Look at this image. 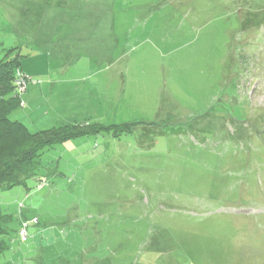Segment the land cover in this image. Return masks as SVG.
<instances>
[{"label":"rangeland","instance_id":"374dc122","mask_svg":"<svg viewBox=\"0 0 264 264\" xmlns=\"http://www.w3.org/2000/svg\"><path fill=\"white\" fill-rule=\"evenodd\" d=\"M13 48L12 121L110 129L0 189V264H264V0H0Z\"/></svg>","mask_w":264,"mask_h":264},{"label":"trees","instance_id":"16d2710c","mask_svg":"<svg viewBox=\"0 0 264 264\" xmlns=\"http://www.w3.org/2000/svg\"><path fill=\"white\" fill-rule=\"evenodd\" d=\"M22 59L21 53L13 48L6 58L0 61V189L3 191L26 186L27 181L37 175L42 156L57 144L90 135H99L109 132L110 129L106 126L85 124L63 126L33 134L23 123L12 121L10 114L18 107L25 108L27 106L23 99L26 91L22 93L17 85L20 78H24L28 82L27 87L30 82V79L22 71ZM131 127L130 124L118 128H121V131H130ZM29 220H20L22 228L24 223ZM13 222L12 215L0 213V239H2L0 240V249L4 252L9 248L4 239L9 236V226ZM29 222L32 225L34 221ZM26 240L22 239V241Z\"/></svg>","mask_w":264,"mask_h":264},{"label":"built area","instance_id":"2783aa9c","mask_svg":"<svg viewBox=\"0 0 264 264\" xmlns=\"http://www.w3.org/2000/svg\"><path fill=\"white\" fill-rule=\"evenodd\" d=\"M27 83L28 82L24 78L18 79L17 85H18V87L22 93H24L26 91ZM34 222H37V221H34ZM30 224H31V222H26L23 225V229L20 232V235H21L23 240H26L28 238L27 230H28V227L30 226Z\"/></svg>","mask_w":264,"mask_h":264},{"label":"crops","instance_id":"0c3cea01","mask_svg":"<svg viewBox=\"0 0 264 264\" xmlns=\"http://www.w3.org/2000/svg\"><path fill=\"white\" fill-rule=\"evenodd\" d=\"M53 34H57V32H54V31H51ZM25 74V73H24ZM36 85H31V86H29V87H27V90H26V92H25V94H24V96H23V98L24 97H26V100H27V106L28 105H30L31 106V104H33V103H35V101H36V87H35ZM23 219V218H22ZM21 219V220H22ZM24 220V219H23ZM21 222V221H20Z\"/></svg>","mask_w":264,"mask_h":264}]
</instances>
